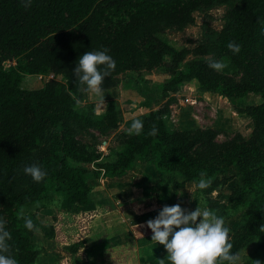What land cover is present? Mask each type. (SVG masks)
I'll use <instances>...</instances> for the list:
<instances>
[{
	"label": "trees",
	"instance_id": "1",
	"mask_svg": "<svg viewBox=\"0 0 264 264\" xmlns=\"http://www.w3.org/2000/svg\"><path fill=\"white\" fill-rule=\"evenodd\" d=\"M216 1L228 3L231 0H0V219L11 236L6 255L14 256L18 264L35 262L32 237L37 223L28 215L19 214L26 198L16 191L17 184L9 179L7 166L12 152L17 159L19 153L29 151L51 126L58 129L51 146L28 163L40 165L47 173L42 181H35L31 196L53 190L78 210L72 214V235L64 229V223L51 225L48 235L60 245L71 244L84 264H96L95 258L109 245L104 242L79 251V246L84 245L93 232V222L106 209L103 206L86 208L91 204L92 192L87 170L71 166L68 158L92 162L98 157L78 144L69 127V120L82 115L59 104L62 96L83 86L73 70L84 52L107 49L114 58L116 67L105 77L103 90L117 86L118 74L144 66H160L173 74L169 83L172 88L151 90L146 95L143 105L150 109L168 99L171 93L182 92L191 81L197 82L202 92H217L228 97L258 93L262 101L241 112L253 118L264 131V0H237L239 4L228 11V22L220 38L211 45L220 58L245 72L243 82L226 80L204 60L195 61L185 72L180 68L184 52L160 35L164 26L188 23L193 11ZM228 42L239 44L240 52L233 54L227 47ZM211 46L202 45L196 53L205 55ZM14 59L19 64L6 69L5 64ZM24 71L62 74L67 82L51 79L41 88H23ZM168 112L162 107L147 113L140 134H130L126 149L117 161L103 166L106 173L122 174L137 153L140 160L153 167L156 175L150 194L145 197L148 205H161V209L168 205L163 201L164 166L179 163L184 165L187 180L199 177L198 169L186 167L188 164L200 167L210 161L192 157V152L199 147L212 152L211 163L214 164L233 154L232 161L240 166L246 185L258 176L264 177V150L258 143L243 140L220 151L214 142L217 130H170L165 119ZM105 117L111 118L107 127L118 126L114 108H110ZM153 128L157 129L154 135L151 134ZM29 178L32 179L30 175ZM229 180L230 177L222 182L214 181L208 188L196 191L203 208L214 211L227 207L228 203L213 194ZM26 219L32 220V230L24 226ZM262 225L264 199H254L246 209L245 221L230 239L233 245L230 251H240L249 240L263 235ZM156 245L164 247L157 242ZM165 256H155L148 264H159L158 258ZM166 264L170 262L166 260Z\"/></svg>",
	"mask_w": 264,
	"mask_h": 264
},
{
	"label": "rangeland",
	"instance_id": "2",
	"mask_svg": "<svg viewBox=\"0 0 264 264\" xmlns=\"http://www.w3.org/2000/svg\"><path fill=\"white\" fill-rule=\"evenodd\" d=\"M237 4H239L237 0H231L228 3L216 1L193 11L190 22L164 26L161 29L160 35L184 52V60L180 66L182 70L188 71L197 60H204L209 64L210 60L216 59L226 64L223 70H215L226 80L232 83L246 80L243 70L220 58L211 46L218 41L228 22L229 9ZM202 45L211 46V50L205 55H198L196 49ZM18 64L17 59L10 60L5 64V68L10 69ZM172 76L173 74L166 72L160 66L153 68L144 66L118 74L116 76L117 86L103 90L104 99L86 92L85 86L70 90L68 95L60 98L61 106L73 109L82 115V117L68 121L78 144L90 149L98 157L92 162H80L71 157L68 158L71 166L87 170V178L92 186V205L98 203L100 199L101 186L105 187L101 178L112 175V173H106L104 164L117 161L119 155L126 149V141L130 137L128 129L132 121L135 119L142 121L144 116L153 109L163 107L169 110L165 119L170 130H217L218 136L214 142L220 151L227 149L232 143L243 140L255 141L264 150V131L256 125L253 118L241 112L248 106L259 104L262 101L258 93L250 92L241 96L228 97L217 92H202L197 82L191 81L185 85L182 92H173L168 99L154 105L152 109H147L143 103L149 91H163L166 87L172 88L173 85L169 84ZM51 79L67 82L62 74L54 72L32 74L24 71L21 86L28 89L41 88ZM110 108H114L117 113L119 120L117 127H107L111 118H106L105 114ZM56 130L58 129L53 126L46 128L39 141L29 151L19 153L17 159H15V153H11V161L7 166L9 179L16 182V191L26 198L19 214L28 215L37 223L32 237L36 249V259L33 264H84L83 258L72 250L71 244L60 245L48 235L51 225L59 223H64V229L72 235L74 233L72 214L78 210V207L69 206L65 199L53 190L42 195L31 196L35 181L23 171L28 163L33 162L51 146ZM232 155H226L223 160L214 164L211 163L212 152L204 147L195 149L192 152L194 159L208 158L210 161L204 162V165L200 167L193 164L186 166L199 170V177L194 180L186 179L184 165L179 163H170L162 168L165 179L163 201L168 205L180 204L182 208L189 211L197 207L204 209L196 197V191L199 189L197 181L201 178V173H204L211 182H222L230 177L227 184H221L213 194L228 203L224 209L214 211L224 218L230 239L236 236L238 228L245 221V212L251 201L264 199V177L258 176L251 184L246 185L240 166L232 161ZM132 157V163L123 169L121 175L128 172L134 174L135 172H132L134 169L145 172V162L139 159V155L136 153ZM150 171L148 173L150 175L152 173L155 177L153 169ZM115 175L120 174L115 173ZM114 217H116L115 220L120 219L118 214ZM106 220L101 216L98 222ZM105 223L107 228L110 227L108 226L110 222ZM263 237L264 234L255 236L239 251L243 264H264ZM79 251L83 250L79 249ZM95 262L99 264L100 256L95 258Z\"/></svg>",
	"mask_w": 264,
	"mask_h": 264
},
{
	"label": "clouds",
	"instance_id": "3",
	"mask_svg": "<svg viewBox=\"0 0 264 264\" xmlns=\"http://www.w3.org/2000/svg\"><path fill=\"white\" fill-rule=\"evenodd\" d=\"M227 47L233 54L241 50V46L234 42H228ZM115 67L114 58L108 54L107 49H102L87 51L80 55L73 72L79 83L85 86L86 92L104 99L101 85ZM209 67L220 71L226 67V64L222 60L212 59L209 61ZM142 129L143 122L135 119L128 132L138 135ZM156 131L157 129L153 128L151 134L154 135ZM23 171L36 182L42 181L47 174L35 163L25 166ZM210 184L211 180L201 173L197 187L206 189ZM146 224L152 232L151 240L162 244L167 253L164 258H158L159 264H166V260L170 264H219L220 261H226L228 264H243L240 252L230 251L233 245L224 218L208 208L197 207L189 211L180 204L164 205ZM24 226L29 230L34 228L31 219H26ZM261 228H264V225ZM10 239V233L5 228L4 221L0 219V264H18L14 256L5 254L9 252Z\"/></svg>",
	"mask_w": 264,
	"mask_h": 264
},
{
	"label": "crops",
	"instance_id": "4",
	"mask_svg": "<svg viewBox=\"0 0 264 264\" xmlns=\"http://www.w3.org/2000/svg\"><path fill=\"white\" fill-rule=\"evenodd\" d=\"M144 166L145 172L134 169V174L128 172L124 175L109 174L102 177L105 187H99L101 194L99 193L98 203H91L86 207L96 208L101 205L106 209L95 220L93 232L86 243L79 246V249L85 250L108 242V247L98 255L99 264H148L155 256L167 254L164 247L151 240L152 232L146 224L161 210V205H148L145 202L155 177L152 173L149 174L153 167L146 164ZM117 214L120 219L115 220L114 216ZM101 216L104 220L107 219L105 222H110V227L107 228L103 221L98 222Z\"/></svg>",
	"mask_w": 264,
	"mask_h": 264
}]
</instances>
